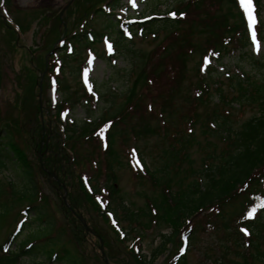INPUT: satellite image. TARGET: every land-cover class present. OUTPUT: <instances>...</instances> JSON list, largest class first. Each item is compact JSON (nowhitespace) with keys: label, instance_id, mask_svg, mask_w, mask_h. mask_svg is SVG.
Wrapping results in <instances>:
<instances>
[{"label":"trees","instance_id":"16d2710c","mask_svg":"<svg viewBox=\"0 0 264 264\" xmlns=\"http://www.w3.org/2000/svg\"><path fill=\"white\" fill-rule=\"evenodd\" d=\"M201 1L187 0L183 3L184 11L174 9L176 14L173 16L165 15L162 18L152 16L141 24L134 25L138 28L139 35L142 36L150 34L154 37L160 32L166 33L165 31H167L168 33L163 36L167 40L166 43H171L168 46L166 44L162 46L160 51L154 55L155 62L148 67L146 65L150 57L144 60L138 56L134 62L131 61V68L125 75L133 76V78L125 91L123 101L115 111L109 112L105 117L85 118L79 123L64 122L61 130L63 139L60 137L61 134L56 135L58 142L52 143L53 154H48L47 151L45 154L47 146L49 147L47 144L50 132L44 133L41 123L39 121L36 123V148L40 152L36 157L39 160V170L44 176L49 177L51 183L59 190H61L65 179L68 178L73 183V176L71 175L70 178V174L75 172L77 184L84 195L89 199L98 196L105 203L103 208L91 203L94 212L105 221L110 217L119 227H121L119 221L148 227V220L147 224L144 222L141 224L140 220L153 212L154 218H151L153 223L158 221L173 225V232L160 234L159 243L151 248L148 255L140 250L141 235L132 233L136 239L137 249L132 245L129 250L136 264H151L167 250L175 235L177 236L176 228L178 226H174L194 217L195 221H192L183 230V235L188 239V247L191 243L194 244L199 236H206L209 240H213L211 238L218 240L215 243L218 256L210 259V264H264V247L261 246V242H264V77L247 76L245 73H241L240 76L227 75L230 81L228 86L235 91V95L226 97L221 92L220 83L218 86H211V79L208 80L209 70H207V74L196 73L198 82L191 84L190 89L194 94L191 97L195 101L199 102L204 97L210 98L212 95H216L221 108L231 107L232 102L238 106L252 104L256 108L250 117L242 120L235 128L230 125L227 119L220 118L216 112L211 113V126L206 127L209 128V131L202 128L201 132L211 133L212 136L217 137L216 141H220L219 143L222 144L218 148L214 141L207 140V144L203 145L201 164L197 170L190 165L192 159L187 147L192 143H198L195 133L192 132V127L188 132L183 131L179 136L172 133L170 141H168V126H174V124L168 121V125L163 120L162 113L154 110L152 98L150 103L144 104L143 110L147 115L153 114L155 118L160 115L161 119L158 120V124L161 128L153 124L149 115L142 117L135 113V109L140 108L139 89L141 91L144 87L156 86L158 91H154L156 92L154 97H157L162 90L167 89V92H171L173 89H178L179 79L185 70L187 57L197 53L200 55L198 60L202 61L201 57L211 52L216 55V61L219 63L218 60L228 51L241 50L248 46V41L242 33L244 32V19L234 0H223L229 14H218L217 17L214 16L215 18L208 17L207 23L197 22L198 18H195V23L185 20L191 19L183 18L186 11L188 14L192 13L188 7L191 5L197 8L203 6ZM119 4L120 0H104L102 5L94 6L87 12L88 15L82 16L86 18H81L82 22L79 21L77 30L63 36L62 45L52 48L59 56L54 58L61 61L60 66L64 65L69 53L77 56L79 47L89 49L90 43L100 40L103 31L96 30L87 22L90 21L92 15L96 12L109 13L106 12L107 8L113 9ZM254 4L256 14H259L260 0H254ZM231 10H234V14ZM179 12L182 13L181 16H178ZM229 19L232 21L229 22ZM125 25L128 26L116 18L105 26L111 28L115 35V38L111 39L114 49H122L129 55V45L132 41L131 38L128 39L123 35V26ZM196 27L205 29L203 33L207 36L205 38L210 41V44L199 48L192 42L193 39L190 36L192 31H197ZM180 28H182L181 31ZM129 29L131 31L132 28L129 27ZM214 30L218 35L213 33ZM186 32L188 35H185ZM88 33L92 36L89 40L86 35ZM235 33L239 36L233 40ZM170 37L171 39H169ZM221 42L228 43L230 46L222 45ZM238 43L239 46L231 47V44L238 45ZM178 45L183 50L173 53L174 47ZM221 48L226 50L223 51ZM198 51L201 52L198 53ZM242 54L246 60L253 62L250 54ZM54 64L55 60L51 62V68ZM259 67H262L261 70L264 69L262 58ZM195 70L197 71V67ZM78 74L79 67L76 70L77 77ZM59 84L58 86H60ZM62 89L65 90V87ZM211 89L212 92H210ZM81 90L82 97H87L90 100L96 98L82 86ZM67 100V98L64 99V103ZM61 108L62 104L55 108L54 118L56 121ZM131 115L144 119L147 124H141L136 130L132 128L130 137L138 139L137 134L141 136L147 131L156 133L159 128L157 134L164 141L163 145H166L159 149L158 159L161 163L152 169L147 167L139 153L142 168L135 175L139 178H151L153 184L163 186L162 191L152 192L147 196L154 207L150 208V212L147 206H145L146 212L127 208L118 194L119 188L114 171L115 167L121 164V159L114 150L113 144L118 137L122 138L123 133L120 132V127L114 126V123L120 122V126L126 127L127 120ZM165 115L172 118V114L169 112ZM215 120L218 121L217 124ZM20 127H23L21 123ZM20 130L21 128H18L17 131ZM140 130L141 132L138 133ZM17 131L12 130L8 124H0V169L3 170L7 168L8 163H12L15 165V170L21 172L18 175L21 189L16 191L19 194L17 199L29 201V204H26L24 208L25 211L23 210L25 212L23 216L28 217L31 213L33 217L31 216L30 222L26 221L25 223L15 219L11 230L4 234L0 242V264H87L74 244H68L64 239V241L61 239L59 231L62 229L55 233L56 225L53 218L48 216L44 201L41 200V202L40 198L36 197L34 166L15 139ZM40 154H42L41 159ZM183 161L186 166L180 172L175 163L179 164ZM52 177H56V180ZM187 177H191V179L187 181ZM1 192L0 189V196ZM0 209L3 210L0 213L1 224L9 214L11 207L2 202ZM252 210H254L253 218H246ZM157 211H159L158 215ZM33 224H36V228H32ZM130 228L134 230L129 226L128 229ZM32 230L41 231L36 234L37 232L31 233ZM245 230L248 235H245ZM120 235L123 241L127 237L126 233ZM14 244H16L15 247H13ZM174 251L162 264L174 261ZM184 257L177 258L176 264L178 261V264H185ZM23 258H28L29 262H22Z\"/></svg>","mask_w":264,"mask_h":264},{"label":"rangeland","instance_id":"374dc122","mask_svg":"<svg viewBox=\"0 0 264 264\" xmlns=\"http://www.w3.org/2000/svg\"><path fill=\"white\" fill-rule=\"evenodd\" d=\"M186 1L120 0L119 6L109 9V13L96 12L87 22L96 30L103 31L101 40L90 43L89 47L91 49L89 51L79 47V54L77 56L69 54L64 65L60 66L54 58L57 55L51 54L49 50L57 46L63 36L77 30L78 25L82 22L80 21L81 18H86L82 16L86 15L94 6L102 5L104 0H0V124H8L14 131L21 128L20 131H17L15 139L34 166L36 197L40 198L39 201H44L48 216L53 218L56 225L54 228L55 233L62 229L59 231L61 239H64L68 244H74L87 264H105L104 259H106L107 264H136L129 250L130 246L136 244L135 236L132 233L141 235L140 250L148 255L151 248L159 243L160 234L173 232V225L159 223L158 221L153 223V219L151 220L154 215L150 212V208L154 207L147 196L152 192L162 191L163 186L153 184L151 178L137 177L133 169L134 166L138 165L132 157L133 151L139 152L147 167L152 169L161 163L158 159L159 149L166 146L163 145L164 141L157 134V130L161 128L158 124V120L161 119L160 115H157L158 119L153 114L151 116L148 114V116L146 111L143 110L144 104L150 103L152 98L154 110L160 111L163 120L167 123L169 121L174 124V126H170L168 123V141H170L172 133L179 136L183 131L188 132L192 127V132L195 133L198 143H192L187 147L192 159L190 165L195 170L199 169L203 155V145L207 144V140L214 141L218 148L222 144L219 143L220 141L217 142V137L212 136L211 133H208V135L201 132L202 128L211 126L212 112H216L220 118L227 119L230 125L235 128L256 110L252 104L238 106L235 102L231 103V107L221 108L216 95H212L210 98L204 97L198 102L191 97L194 94L190 91L191 84H197L198 82V74L196 75V73L206 72L207 74V70L210 74L208 80H213H210L211 86L215 87L220 83L221 92L226 97L235 95V91L228 86L230 81L227 75L234 74L238 76V74L245 73L247 76L264 77V69L261 70L262 67H259L261 58L264 60V0H260V10L254 24H250L243 0H240L243 3V6H241L244 8L243 17L245 18L243 36L248 42H251L253 40L252 33L254 32L258 33L257 38L259 40L253 41L251 46L242 48L240 52L235 51L234 54L225 56L219 63H216L208 53L201 57L203 60L202 66H200L201 61L198 60L200 55L197 53L187 57L185 70L179 79L177 90L173 89L171 92H167V89H165L157 97H154L156 94L154 91L157 90L156 86L144 87L141 91L139 89L141 95L140 108H136L135 113L142 117H150L153 124L159 127L156 133L147 131L141 136L137 134L138 139L130 137L129 134L131 130L133 131L132 128L136 130L141 124H147L144 119L135 115L129 117L126 127L120 126V122L114 123V126L120 127L119 130L123 133L122 138L118 137L113 144L114 150L121 159V164L116 166L114 171L119 188L118 194L123 204L133 211L146 212L145 206L148 207L150 214L140 220L141 224L146 223L148 220V227L135 226V224L119 221L121 228L127 234L123 241L120 235L121 231L114 228L111 220L107 218V221H105L91 208V203L98 206L100 203L96 197L89 199L84 195L77 184L75 172L70 174V178L71 175L73 176V183L72 180L70 181L67 178L63 181L64 184L62 183L64 190H59L57 186L51 183V179L44 176L39 170V160L36 157L37 153H40L39 149L36 148V123L38 121L43 126L44 133L50 132L48 136L49 143L47 144L49 147L47 146L45 154L47 152L53 154L52 143L54 141L58 142L56 135L61 134L60 137L63 139L62 122L73 120L75 123H79L85 118L105 117L109 112L115 111L123 101L125 91L133 78V76L128 77V75H125L131 68V61L134 62L138 56L144 60L150 57L146 65L148 67L155 62L154 55L160 51L162 46L164 44L168 46L171 43H166L167 40L163 36L168 33L167 31H165L166 33L160 32L154 37L150 34L142 36L135 34L134 27L133 32H131L132 43L129 45L131 54L129 52V55H127L122 49L113 50V45L111 48L109 47L107 40L111 41L115 38V35L112 29L105 25L114 21L116 16L123 20L127 18L138 19L139 16L143 17L146 14L157 13L160 15L166 10L179 9L184 11L183 3ZM201 2L203 6L198 8L193 7V5L189 6L188 9L192 13L188 14V11H186V16L184 15L183 18H191L185 20L194 23L196 22L195 18H198L197 22L204 24L208 22V17L215 18L218 14H229L223 0H202ZM231 12L234 14V10H231ZM228 21L231 22L232 19ZM256 23V30L251 31L250 27H254ZM182 28H180V31ZM196 29L197 31H192L190 36L193 39L192 42L199 48L210 44V41L205 38L207 36L203 33L205 29L203 27H196ZM213 33L218 35L215 30ZM185 35H188V32ZM238 36L235 33L233 40H236ZM221 44L229 45L225 42H221ZM239 45V43L238 45L231 44V47ZM181 49L178 45L174 47L173 53ZM221 50L225 51L226 49L221 48ZM200 52L198 51V53ZM242 53H245V55L252 53L253 62L246 60ZM51 58L52 61L55 60V67L60 66L58 69L54 66L51 68ZM79 66L81 73L77 77L76 70ZM196 67L197 71L195 70ZM49 76L51 77L48 80ZM50 81L51 84L49 85L48 82ZM80 85L88 90H93L97 94L96 99L90 100L87 97H82L83 93ZM63 87H65V90L62 89ZM212 91L211 89L210 92ZM66 98L68 100L64 103L63 100ZM57 103L59 105L62 103V106L65 107H63V111H60L62 114L58 112L59 120L56 121L54 109L51 106ZM167 112L172 114V118L166 117ZM215 119L217 120V118ZM20 123L23 127H20ZM217 123L218 121H216ZM206 130L209 131V128H206ZM140 132L141 130L138 131V133ZM131 145L136 148L132 150L133 153L130 150L132 167L130 163L128 165L126 154L128 147H131ZM41 158L42 154H40ZM175 164L178 165L180 172L186 166L184 161ZM15 169V165L12 163H8L7 168L0 169V189L2 191L0 203L3 202L11 207L9 214L0 224V242L4 234L13 227L14 220L20 218V210L26 207V204H29L27 199L20 201L17 199L19 194L16 191L21 189L18 175L21 172ZM75 171L77 172V170ZM190 179L191 177L186 178L187 181ZM2 211L0 209V213ZM158 213L159 211H157V215ZM31 216L30 213L28 222L31 221ZM78 216L82 218L88 231L84 230L81 222L77 219ZM194 218L174 226H178L176 228L177 236L175 235L167 250L151 264L165 262L166 258L179 245V231L187 228L192 221H195ZM32 226V228H36V224ZM129 226L134 230L128 229ZM40 231L32 230L31 233L37 232L36 234H39ZM211 239L213 240L207 239L206 236H199L194 244L191 243L183 254L185 264H210L209 260L218 256L215 249V243L218 240ZM261 243V246L264 247V242ZM100 245L104 254L103 258L99 252ZM15 246L16 244L13 245V247ZM22 262L28 263L29 260L23 258Z\"/></svg>","mask_w":264,"mask_h":264},{"label":"snow or ice","instance_id":"6c2138e0","mask_svg":"<svg viewBox=\"0 0 264 264\" xmlns=\"http://www.w3.org/2000/svg\"><path fill=\"white\" fill-rule=\"evenodd\" d=\"M243 3H244L245 11L247 12V16H248V20H249L250 24H254L256 17L254 15L255 9L253 7L252 0H243ZM253 38L255 39V33L254 32H253ZM253 216H254V210L250 211L247 214L246 218L251 219V218H253ZM245 235H248V232L246 230H245Z\"/></svg>","mask_w":264,"mask_h":264},{"label":"water","instance_id":"95a60500","mask_svg":"<svg viewBox=\"0 0 264 264\" xmlns=\"http://www.w3.org/2000/svg\"><path fill=\"white\" fill-rule=\"evenodd\" d=\"M77 219L81 222V224H82L84 230H85V231H88V228H87L86 224L83 222L82 218H81L80 216H78ZM99 252H100L101 256L103 257L104 254H103V252H102L101 245H100V247H99ZM104 263L107 264L106 259H104Z\"/></svg>","mask_w":264,"mask_h":264}]
</instances>
